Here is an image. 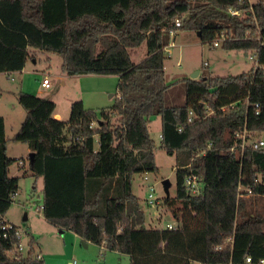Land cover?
I'll list each match as a JSON object with an SVG mask.
<instances>
[{
    "label": "trees",
    "instance_id": "obj_1",
    "mask_svg": "<svg viewBox=\"0 0 264 264\" xmlns=\"http://www.w3.org/2000/svg\"><path fill=\"white\" fill-rule=\"evenodd\" d=\"M186 31L214 47L251 50L256 67L184 78L185 104L168 106L166 47L172 32ZM144 43L147 57L135 64L129 49ZM34 50L61 56L67 76L118 77L112 107L76 101L67 121L55 117L52 99L17 94L26 117L12 140L34 153L28 163L43 179L47 222L128 255L129 264H264V149L253 148L264 135V0H0V73L23 71ZM156 116L161 148L176 156L177 194L163 198L174 230L146 228L133 192L136 175L160 170L149 132ZM8 143L0 116V184L21 161L8 156ZM190 174L202 195L187 192ZM6 212L1 204L0 264H46L29 228L28 253H17L19 227Z\"/></svg>",
    "mask_w": 264,
    "mask_h": 264
},
{
    "label": "rangeland",
    "instance_id": "obj_2",
    "mask_svg": "<svg viewBox=\"0 0 264 264\" xmlns=\"http://www.w3.org/2000/svg\"><path fill=\"white\" fill-rule=\"evenodd\" d=\"M255 2V0H252ZM165 61L166 81L170 85L165 101L168 106H182L186 101L184 78H191L197 71L199 77L239 76L252 72L255 65V55L251 50L228 51L221 46L214 47L202 43L195 32H177L171 36L166 47ZM35 57L29 60V72L24 75L25 82L19 74L7 75L0 73V116L5 119L6 135L9 139L8 156L12 159L24 160L25 166L16 161L12 165L11 181L0 185V205L7 210L6 219L19 227L23 255L28 253L29 227H33V236L37 240L35 256H41L46 264H129L130 257L126 254L108 251L103 247L91 243H84L78 235L65 231L47 222L41 207L43 203V179L33 176L29 168L28 158L31 154L29 147L21 142H14L13 136L19 131L26 112L18 100V92L24 91L38 95L43 71L49 72L52 88L42 92L43 98H50L56 102L62 120L67 121L71 115V105L76 101H86V107L110 108L117 96L118 77L115 75L87 76L82 83L68 78L66 85H62L57 74L62 73L63 59L53 53L34 50ZM131 59L135 64L147 57V45L129 49ZM198 77V78H199ZM54 92V95L51 93ZM150 136L156 143V162L159 167L157 173L136 175L133 180V192L140 199L145 212L147 228H166L167 224H177L169 209L163 205V198L176 197V156L169 155L161 148V120L159 116L152 117L149 123ZM264 138V135L262 136ZM96 147L99 145V135L95 137ZM145 176L148 180L145 181ZM169 180L171 186L165 190L163 182ZM155 188L154 200L159 204L148 203L149 188ZM17 188V193L11 190ZM249 195H251L248 192ZM249 195L243 197L248 198ZM177 207L178 203L175 204ZM264 205V200H263ZM40 207V208H39ZM262 208V202L258 203ZM263 211V209H262ZM27 217V219H25Z\"/></svg>",
    "mask_w": 264,
    "mask_h": 264
},
{
    "label": "built area",
    "instance_id": "obj_3",
    "mask_svg": "<svg viewBox=\"0 0 264 264\" xmlns=\"http://www.w3.org/2000/svg\"><path fill=\"white\" fill-rule=\"evenodd\" d=\"M231 14L232 15H239V13L237 11H234V10H230ZM176 26L177 27H180L181 26V22L179 20L176 21ZM176 33L175 32H172L171 35H175ZM215 46H219V43H216ZM166 52H167V49H166ZM169 55H171V51L169 50L167 52ZM255 66V65H254ZM256 67V66H255ZM42 86L46 89H50L51 86H52V83H51V80L48 76H45L41 82ZM258 107V106H257ZM192 115V113H191ZM190 121H192V118H190ZM245 138V136L243 137V139ZM253 148L254 149H264V139H256L254 142H253ZM19 165L20 166H25V162L24 161H19ZM149 178L148 176H145L144 180L147 181ZM185 186H186V189H187V192L192 195V196H200L202 195V192H203V185L199 182V179L197 177V175H194V174H190L186 179H185ZM148 188H149V195H148V203H150L151 205H154V204H159V201L157 200H154V195H153V192H155V188L152 186V185H148ZM249 193H251V191L249 190ZM12 194H16V193H12ZM41 209H43V206L41 207ZM4 229H10L12 228V225L10 224H6L4 227ZM166 228L170 229V230H174L177 228L176 224L173 225V224H167ZM19 236H20V231H19ZM21 237V236H20ZM23 251V247L19 246L18 250H17V253H22ZM17 253H15V255H17ZM247 262H251V259L248 258L247 259ZM260 264H263V261L260 262Z\"/></svg>",
    "mask_w": 264,
    "mask_h": 264
},
{
    "label": "crops",
    "instance_id": "obj_4",
    "mask_svg": "<svg viewBox=\"0 0 264 264\" xmlns=\"http://www.w3.org/2000/svg\"><path fill=\"white\" fill-rule=\"evenodd\" d=\"M28 64H29V61L27 62V65H26L25 69H24L23 71H21V72H15V73H12V74L4 73V74H7V75H9V76H10V75H13V74H19V75L21 76V80H22L23 83H24V82H25L24 75L27 74V73L29 72ZM61 71H62V70H61ZM49 72H50V70H49ZM49 72L43 71V73H42V77H41V80H40V88L37 90V91H38V96L43 97V96H42V92H43L44 90H46V88H44V87L42 86L41 82H42V80H43V78H44L45 76H48V77L50 78V76H49ZM92 75H93V74H91V75H80V76H67V75L61 73V74H57V77L60 79L61 84L65 86L68 78H73L74 81L79 82V83H82V81L85 80V78H88L87 76H92ZM50 80H51V79H50ZM51 83H52V82H51ZM51 88H52V86H51ZM51 88H50V89H51ZM51 95H54V92H52ZM2 96H3L2 93H0V97H2ZM49 99H50V98H49ZM82 101H83L84 105H86V101L83 100V99H82ZM85 107H86V106H85ZM86 108L99 109V108H94V107H86ZM55 117L58 118V119H63L62 116H61V114H60V112H58V107H56V114H55ZM260 139H264V138L261 137ZM96 148H97V147H96ZM29 156H30V155H29ZM0 185H1V184H0ZM6 221H7L8 223H10L7 219H6ZM10 224H11V223H10ZM29 229H30V232H31L32 235H33V232H32V231H33V227L31 226V227H29ZM83 241H84V240H83ZM84 243H86V245H87V244H91L90 242H86V241H84Z\"/></svg>",
    "mask_w": 264,
    "mask_h": 264
},
{
    "label": "water",
    "instance_id": "obj_5",
    "mask_svg": "<svg viewBox=\"0 0 264 264\" xmlns=\"http://www.w3.org/2000/svg\"><path fill=\"white\" fill-rule=\"evenodd\" d=\"M198 35L200 36V33ZM199 74H200V72L197 71V73H195V75L191 76V79H197L199 77ZM29 157H30V160L32 161L33 157H34V153H31ZM163 185H164V188L166 191H168L169 187L171 186L170 181L167 179L164 180ZM25 219H27V217ZM62 232L64 233L65 231H62Z\"/></svg>",
    "mask_w": 264,
    "mask_h": 264
}]
</instances>
